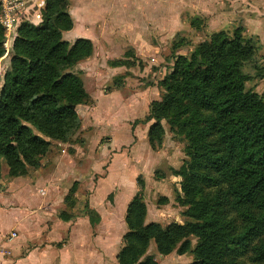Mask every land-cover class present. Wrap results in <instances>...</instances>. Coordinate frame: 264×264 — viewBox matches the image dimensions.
<instances>
[{
  "label": "trees",
  "instance_id": "trees-1",
  "mask_svg": "<svg viewBox=\"0 0 264 264\" xmlns=\"http://www.w3.org/2000/svg\"><path fill=\"white\" fill-rule=\"evenodd\" d=\"M67 8V0H44L39 24L24 22L17 28L0 89V178L3 162L9 177L38 169L53 142L70 139L79 121L76 107L90 102L72 69L94 47L86 38L71 43L62 38L72 28ZM191 25L198 27L200 21L193 19ZM2 45L0 30V57ZM185 45L180 38L171 46L173 64L158 83L161 99L149 105L147 119L154 123L147 137L151 145L160 139L165 119L169 130L184 138L187 160L178 173L183 193L178 200L189 219L166 226L145 222L146 205L141 189L136 191L126 207L118 264H157L154 254H147L150 242L159 255L189 251V264H232L226 255L240 253L245 241L264 234V102L245 89L250 77L242 71L256 47L240 27L214 32L187 55H176ZM111 64L125 65L121 60ZM214 173L226 188L220 192L223 199L211 202L216 194L203 193L217 185ZM137 184L142 188L140 178ZM72 193L71 188L68 206ZM223 205L241 216L243 233L231 234ZM85 213L96 224V213ZM190 236L196 240L192 249ZM253 253L254 262L264 263V243L253 246Z\"/></svg>",
  "mask_w": 264,
  "mask_h": 264
},
{
  "label": "rangeland",
  "instance_id": "rangeland-1",
  "mask_svg": "<svg viewBox=\"0 0 264 264\" xmlns=\"http://www.w3.org/2000/svg\"><path fill=\"white\" fill-rule=\"evenodd\" d=\"M140 1L146 3L139 14L140 20L138 23H124L126 30L121 31L124 34H119L117 25L103 24L101 20L89 25L94 45L93 54L72 69L82 79L84 89L90 96L87 105L76 107L79 121L74 134L70 136L71 143L81 146V149L74 155L70 148L72 158L66 156L61 161L60 168L73 171L76 174L73 178H78L81 172L78 168L86 167L84 171L89 173L87 178L91 181L88 186L91 191L84 188L86 184L80 179L81 182L76 183L79 200H88L93 194L92 200L97 202L99 208L104 206L116 210V197L120 189V200L129 198L130 191L136 193L141 189L146 205L145 222H156L161 226L184 224L189 218L184 216L187 207L178 200L183 197L182 177L178 173L187 160L185 141L182 136L174 135L163 119V134L160 139H154L151 145L147 134L154 120L147 119L149 105L161 99L162 92L158 83L172 67L174 53L171 46L175 40L184 38L186 41V45L176 55H187L207 40L210 34L221 30L232 33L236 27H240L243 38H250L256 47L254 56L242 67L243 73L250 77L245 83V89L264 102V0ZM43 8L44 0L41 11ZM142 15L145 16L143 20ZM193 19H198L200 26L191 25ZM39 22L33 24L38 25ZM22 23L24 22L13 27L12 32L0 25L4 49L0 57V89L3 75L9 66L17 28ZM104 26L108 27V33ZM101 28L103 34L100 33ZM132 34L134 37L130 38ZM115 60H121L125 65H112ZM84 128V135L80 136V131ZM109 134L120 147L99 149L98 145L101 143L108 144ZM89 142L94 146L91 152L86 148ZM58 144L65 143L53 142L46 155H60L61 148ZM45 157L41 160V166ZM46 167L47 165L42 168ZM123 169L126 172L134 170L136 173H133L134 176L126 173L122 183L116 182L117 177L120 180ZM206 170L204 168L200 171L203 173ZM211 176L218 178L215 173ZM5 177L7 166L3 162L1 178ZM102 178L107 180L101 183ZM137 178L142 181V188L138 186ZM217 180L216 186L204 188V196L208 193L209 196L216 194L209 197L211 202L223 199L220 192L225 190L226 184L219 178ZM72 191H75L74 186ZM73 204L69 201V206ZM223 209L231 234L237 236L243 233L246 224L241 216L235 211L229 212L227 205H223ZM121 216L115 215L113 220L108 218L105 222L110 238L115 236L120 240L123 230ZM109 222H113L114 226ZM188 239L191 240L192 249L196 240L192 236ZM259 243H264V234L245 241L240 253L228 254L224 259L232 264H264L252 260L253 246ZM147 254H154L157 264H189L193 261V255L189 251L180 254L174 249L168 255H159L153 242H150Z\"/></svg>",
  "mask_w": 264,
  "mask_h": 264
},
{
  "label": "crops",
  "instance_id": "crops-1",
  "mask_svg": "<svg viewBox=\"0 0 264 264\" xmlns=\"http://www.w3.org/2000/svg\"><path fill=\"white\" fill-rule=\"evenodd\" d=\"M67 1V12L72 20V28L63 32L62 37L68 42L77 38H86L92 44L89 25L101 20L103 24L117 25L119 34H124L121 33L126 30L124 23L129 21L138 23L139 14L146 6V3L140 0ZM143 18L144 15L142 20ZM104 27L107 28L108 33V27ZM102 28L101 34H103ZM133 37L132 34L130 38ZM85 129L80 131V136L84 135ZM108 137V144L101 143L98 145L99 149L108 150V146L112 149L120 147L111 134ZM58 145L61 154L46 155L45 162L40 168L24 175L0 179V264H118L116 255L123 245L122 236L126 232L124 222L126 207L135 191H130L129 198L120 200L121 189L117 187L120 190L116 197V210L104 206L99 208L97 202L92 200L93 194L88 200H79L77 182L83 181L86 184L84 188L91 191L88 187L91 183L90 178H87L89 173L84 171L86 167L78 168L81 171L80 177L73 178L76 174L61 169L60 163L66 156L72 158L69 154L70 148L76 155L81 146L71 143V139L65 144ZM92 146V143H87L86 148L89 152L93 151L94 146ZM45 165L47 167L42 168ZM126 173L134 176L136 171L126 172L123 169L120 180L117 177L116 182L122 183ZM105 180L107 179L102 178L101 183ZM133 180L135 181L134 178ZM73 186L75 191L70 196V201L74 204L68 206L66 197ZM86 209L96 213L98 217L96 224L92 225L89 216L85 213ZM61 213L66 214L68 219H61ZM118 214L122 215L123 227L120 240L115 236L110 238L105 223L108 218L113 220ZM109 223L114 226L113 222Z\"/></svg>",
  "mask_w": 264,
  "mask_h": 264
},
{
  "label": "built area",
  "instance_id": "built-area-1",
  "mask_svg": "<svg viewBox=\"0 0 264 264\" xmlns=\"http://www.w3.org/2000/svg\"><path fill=\"white\" fill-rule=\"evenodd\" d=\"M41 8L42 1L0 0V25L12 32L13 27L21 22L40 21Z\"/></svg>",
  "mask_w": 264,
  "mask_h": 264
}]
</instances>
